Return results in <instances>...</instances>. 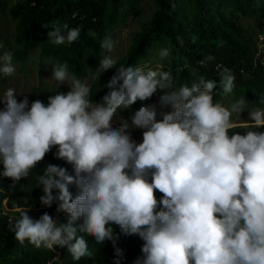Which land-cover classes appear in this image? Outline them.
Masks as SVG:
<instances>
[{"label":"clouds","instance_id":"clouds-1","mask_svg":"<svg viewBox=\"0 0 264 264\" xmlns=\"http://www.w3.org/2000/svg\"><path fill=\"white\" fill-rule=\"evenodd\" d=\"M49 27L48 42L57 46L81 32L67 22ZM101 47L110 53L114 43L105 39ZM159 55L165 58L169 50ZM12 60L11 53L0 56V73H15ZM116 63L105 55L95 71L116 69L101 102L90 99V86L70 77L67 62L53 65L51 79L60 85L71 79L70 90L50 95L47 105L35 100L29 107L26 96L18 102L12 88L0 99V176L14 183L26 179L54 147L55 158L73 172L49 164L36 176L43 187L40 203L58 201L67 223L58 225L47 213L34 221L27 208L17 207L19 219L10 225L15 240L36 249L67 247L79 261L92 256L85 237L115 246L114 224L122 235L143 240V258L134 264H264V132L229 135L237 126L233 114L247 105L244 97L225 107L214 102L217 84L211 79L174 88L171 72ZM219 77L222 94H233L231 70L223 68ZM158 89L164 92L160 106L171 111L161 112L159 121L155 108L135 112L131 127L144 130L142 143L132 140L126 121L112 127L118 110L149 100ZM250 118L251 129L264 127V109L252 110ZM116 257L120 264L119 248Z\"/></svg>","mask_w":264,"mask_h":264},{"label":"trees","instance_id":"trees-1","mask_svg":"<svg viewBox=\"0 0 264 264\" xmlns=\"http://www.w3.org/2000/svg\"><path fill=\"white\" fill-rule=\"evenodd\" d=\"M133 1V12L137 15L140 0ZM156 1L158 8L152 19L137 34L123 61L116 65V68L122 65L137 67L154 41L168 39L173 49L170 62L162 71L171 72L174 88L182 85L191 87L199 82L200 77L211 79L217 84L213 90L215 101L221 90L219 73L223 68H228L235 76V101L244 97L246 107L253 102L264 106V103H261V100H264V65L256 58L258 46L255 39L240 25L241 16L252 15L254 0H229L232 7L231 17H226L221 9L215 8V3L209 0H190L196 11L192 33H188L179 21V13L173 0ZM257 1L264 11V0ZM119 4L120 0H17L16 4L7 9V3L0 1V9L7 12L16 22L12 42H0V55L8 52L12 54L13 60L25 62L40 49L42 54L52 57L57 63L67 62L68 70L74 77L98 76L90 86V99L100 102L109 91L104 85L116 74V69H109L105 73L95 71L99 67L100 55L104 50L101 42L106 39L111 25L107 16L110 8ZM56 21L61 24L67 22L69 28L79 27V38L59 46L48 43L47 33L52 30L49 25ZM209 55L214 59L201 64L200 61ZM144 104L146 101H137L132 105L134 113ZM248 130L264 132V127L251 129L249 126H236L230 130L229 135H245ZM132 140L136 142L133 138ZM56 151L54 147L36 168L32 169L30 175L18 183L0 176V264H115L116 248L123 252L120 264H134L138 258L142 259L143 240L137 235H122L119 226L114 224L111 227L114 229V236L118 237L115 246L110 240L94 243L92 238L85 237L92 256L82 257L79 261L72 259L67 247L54 246L53 250L36 249L28 241L21 245L15 240V233L10 225L19 219L17 207L27 208L28 215L34 221L45 213L58 225L66 224L69 219L66 213L57 211L58 201L54 200L51 207L40 203L43 187L39 186L36 176L42 174L47 165L66 168L69 174H73L70 165L55 158ZM2 167L0 164V171ZM69 191L75 198L79 189L73 184L69 186ZM58 194V190L54 189L53 196ZM155 195L158 201L162 197L159 191H156ZM81 222L77 221L74 226L79 227Z\"/></svg>","mask_w":264,"mask_h":264},{"label":"rangeland","instance_id":"rangeland-1","mask_svg":"<svg viewBox=\"0 0 264 264\" xmlns=\"http://www.w3.org/2000/svg\"><path fill=\"white\" fill-rule=\"evenodd\" d=\"M7 3V9L16 4L17 0H0ZM78 1V0H73ZM211 3H215V8H220L226 17L232 16V7L229 4V0H209ZM133 0H120V4L116 7H111L107 16L110 22V28L106 39H111L114 43L112 51L109 53L107 50H103L100 55V60L105 55H111L117 60L116 65L121 63L129 51L130 47L134 43L135 37L140 33L143 28L150 22L158 6L156 0H140L138 2L137 15L133 12ZM226 3V4H221ZM174 7L178 10V19L184 26L188 33H192L195 28V7L190 0H173ZM240 25L247 29L250 36L255 39L256 45L264 53V11L261 8L259 1H253L252 15L245 17L241 16ZM16 31V22L7 13L0 9V42L6 40L11 41ZM49 38L47 39V42ZM49 43V42H48ZM169 50V55L165 58H161L159 53L163 49ZM173 46L168 39L162 41H154L150 50H148L142 59L139 61L137 67L143 66L145 69L159 70L165 69L170 62ZM2 56V55H0ZM55 61L52 57L42 54L41 50H36L25 62H18L12 60V64L15 67V73L12 76H5L0 73V99H3V95L7 89L12 88L15 90L18 102L22 101L25 96L29 101V107L35 100L42 101L47 105L48 97L57 93H67L70 90L71 79L65 81L64 84H59L57 81L51 79L52 67L55 65ZM69 71V70H68ZM70 77L73 75L70 74ZM77 78V77H76ZM82 83L91 86L93 77L77 78ZM163 90H157V92L146 101L141 107L155 108L157 112V120H161V112H169L171 108H163L159 104V98L163 95ZM101 102V101H100ZM214 102H221L225 107H229L235 102L233 94L224 95L222 89L218 93ZM2 110L5 105L0 103ZM264 109V106H259L256 102L245 107L244 111L240 115L233 114L232 120L237 126H248L253 121L250 118V112L254 109ZM132 106L118 110V115L114 117L112 126L118 128L122 121H126L130 128L128 133L136 142L142 143L143 129L131 127L132 117L134 116Z\"/></svg>","mask_w":264,"mask_h":264},{"label":"built area","instance_id":"built-area-1","mask_svg":"<svg viewBox=\"0 0 264 264\" xmlns=\"http://www.w3.org/2000/svg\"><path fill=\"white\" fill-rule=\"evenodd\" d=\"M257 46H258V45H257ZM256 58H257L258 60H260L261 63L264 65V53H263L262 50L259 49V47H258V52H257ZM217 68L219 69L220 66L217 67Z\"/></svg>","mask_w":264,"mask_h":264}]
</instances>
